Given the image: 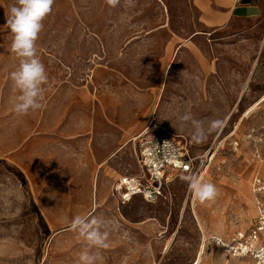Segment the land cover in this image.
<instances>
[{"label":"rangeland","instance_id":"1","mask_svg":"<svg viewBox=\"0 0 264 264\" xmlns=\"http://www.w3.org/2000/svg\"><path fill=\"white\" fill-rule=\"evenodd\" d=\"M15 2L0 0V264H76L68 262L66 249L82 241L66 221L86 214L102 220V230L131 238L152 264H195L205 236L202 264H249L224 255L211 239L248 230L256 216L252 181L258 167L264 170V104L257 105L264 96L252 104L264 92V13L230 34L208 35L191 0H132L131 6L120 0L114 8L106 0H54L36 41L48 76L44 107L19 116L13 111L19 93L10 78L18 59L5 25ZM190 42L195 52L180 47H192ZM185 112L205 125L223 123L195 143L187 128H179ZM40 123L62 138L77 137L80 127L78 135L104 145L103 156L113 153L91 176L94 184L106 175L111 189L120 176L141 174L138 135L163 127L185 138L194 155L215 154L202 180L218 194L201 204L188 183L175 177L154 203L136 196L123 206L96 205L95 193L90 206L48 207L47 200L59 202L66 194L33 193L27 149ZM20 143L23 149L14 153ZM52 171L50 187L60 185L64 174L88 177L71 166ZM73 194L75 204L88 195ZM151 221L158 222L156 232L143 230ZM62 232L69 234L57 236Z\"/></svg>","mask_w":264,"mask_h":264},{"label":"crops","instance_id":"2","mask_svg":"<svg viewBox=\"0 0 264 264\" xmlns=\"http://www.w3.org/2000/svg\"><path fill=\"white\" fill-rule=\"evenodd\" d=\"M192 5L196 9L199 15V25L204 32L210 34L218 33H231L232 28L238 25L241 22L256 19L263 15L264 6L262 0H191ZM191 45H180V47L190 48L192 52H195L197 46L193 42H190ZM194 46V47H193ZM194 48V49H193ZM169 53V52H168ZM264 96V92L255 95L254 102L255 105L261 98ZM264 104L262 102L258 106ZM257 106V107H258ZM84 125V123H83ZM35 133L29 137L28 143V172L29 178L32 184L33 193L40 195V192H59L65 193L62 200L59 202H51L46 204L48 207H55L60 209H67L70 207H79V206H90L93 202V197L96 193V205L97 201L100 203L104 202H116L115 199L111 197V179L106 175L97 180L96 183L91 182V176L95 169L103 167L113 153H105L103 156L101 150L104 145L99 141L96 145L95 139H91L85 136H80L78 133L82 132V129L79 127L76 133L77 137L73 134H58V136H52L51 132L48 130L46 123H40L36 126ZM38 129H40L38 131ZM136 145V144H135ZM137 147V146H136ZM23 147L20 145L15 148L14 153L19 152ZM260 159L261 156L259 155ZM23 165H25L23 163ZM61 167H72L77 172H83L88 177L83 178L79 173L78 176L72 174H64L59 184H53L51 187L48 185L47 178L50 177V171L53 173L52 169L57 166ZM65 169V168H64ZM258 173L256 175L264 178V170L262 167H258ZM82 173V174H83ZM111 175V173H107ZM255 175V176H256ZM124 176H133V175H124ZM254 176V177H255ZM110 177V176H109ZM122 177V176H120ZM119 177V178H120ZM102 180V181H101ZM117 180V179H116ZM115 180V181H116ZM99 181V183H98ZM82 185L80 188L79 186ZM78 186V187H77ZM80 190V192L87 193L88 195L83 201V203H77L76 198L74 197V192ZM255 196V195H254ZM135 198V197H134ZM81 202V200L77 201ZM89 202V203H87ZM118 204V203H117ZM128 204V203H127ZM45 206V205H44ZM255 211H256V201H255ZM90 214H86L84 217L90 218ZM254 218L253 225L255 224ZM109 222L111 223V217ZM66 222H70L67 220ZM147 226H143V230L148 232H156L158 230V222L151 221L147 222ZM253 225L248 230L240 231H249ZM237 232V231H236ZM109 247L99 251V255L102 257L101 261H98V264H152L151 257L148 255H143L141 251L136 248V244L132 242L131 238H128L127 235L123 237L121 233L109 231ZM235 233V232H234ZM233 233V234H234ZM69 233L62 232L57 234V236H66ZM232 234V235H233ZM56 236V238H57ZM229 238L223 236H214ZM55 239V237L53 238ZM82 242L77 248L66 250L71 253L67 254L70 258L69 263H76L79 259V253L85 248V241L80 237ZM227 256V255H226ZM155 257V256H154ZM153 257V259H154ZM231 257V256H230ZM233 258V257H231ZM236 259V258H234ZM156 260V259H155ZM245 260L251 264L250 259H238Z\"/></svg>","mask_w":264,"mask_h":264},{"label":"clouds","instance_id":"3","mask_svg":"<svg viewBox=\"0 0 264 264\" xmlns=\"http://www.w3.org/2000/svg\"><path fill=\"white\" fill-rule=\"evenodd\" d=\"M120 0H106L110 7H116ZM131 6L132 0H126ZM54 0H16L6 13V26L13 34L10 51L18 59V67L10 74L13 87L18 91L13 111L19 116L28 115L44 107L45 85L48 76L37 55L36 41L43 30L42 21L52 11ZM179 128H187L195 143H203L208 136L222 125L221 120H212L207 125L190 112L178 117ZM155 144V143H154ZM170 142H165L168 146ZM195 201L203 204L216 198L218 190L211 182L199 176L183 177ZM104 222L98 218L76 216L70 227L85 241V248L79 253L77 264H98L102 260L99 251L109 247V233L102 230Z\"/></svg>","mask_w":264,"mask_h":264},{"label":"built area","instance_id":"4","mask_svg":"<svg viewBox=\"0 0 264 264\" xmlns=\"http://www.w3.org/2000/svg\"><path fill=\"white\" fill-rule=\"evenodd\" d=\"M165 142H170L165 146ZM155 143V144H154ZM140 175L122 176L112 185L111 197L121 206L142 196L154 203L175 177L197 175L204 179L215 158L212 151L200 155L191 152V145L163 127H149L135 139ZM257 217L249 231H237L229 238L213 237V244L224 255L250 259L251 264H264V178L256 175L252 181Z\"/></svg>","mask_w":264,"mask_h":264},{"label":"bare ground","instance_id":"5","mask_svg":"<svg viewBox=\"0 0 264 264\" xmlns=\"http://www.w3.org/2000/svg\"><path fill=\"white\" fill-rule=\"evenodd\" d=\"M262 102H264V98L262 99L261 102H259V104H261ZM257 106H258V105H257ZM132 200H133V198H132ZM132 200H131V201H132ZM131 201H130V202H131ZM194 214L197 215L196 212H194ZM205 239H206V236L204 237L203 246H202V248H201V250H200V252H199V255H198V258H197L195 264H202V262H203V258H204V255H205Z\"/></svg>","mask_w":264,"mask_h":264}]
</instances>
